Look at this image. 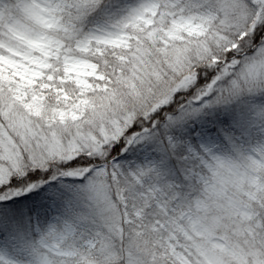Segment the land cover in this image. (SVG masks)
I'll list each match as a JSON object with an SVG mask.
<instances>
[{
	"label": "snow or ice",
	"instance_id": "1",
	"mask_svg": "<svg viewBox=\"0 0 264 264\" xmlns=\"http://www.w3.org/2000/svg\"><path fill=\"white\" fill-rule=\"evenodd\" d=\"M0 264H264V0H0Z\"/></svg>",
	"mask_w": 264,
	"mask_h": 264
}]
</instances>
